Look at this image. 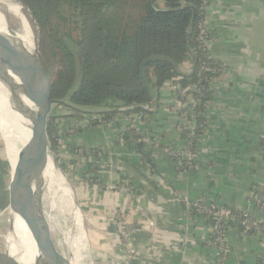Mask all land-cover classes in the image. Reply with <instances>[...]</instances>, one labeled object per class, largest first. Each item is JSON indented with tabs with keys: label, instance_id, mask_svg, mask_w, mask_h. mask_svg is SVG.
I'll return each instance as SVG.
<instances>
[{
	"label": "crops",
	"instance_id": "obj_1",
	"mask_svg": "<svg viewBox=\"0 0 264 264\" xmlns=\"http://www.w3.org/2000/svg\"><path fill=\"white\" fill-rule=\"evenodd\" d=\"M208 21L212 55L226 64L212 88L209 134L200 147V160L215 163L212 174L203 169L179 174L174 161L163 151L156 154L153 145L151 173L150 167L141 163L145 160L135 147V138H117L118 123L91 124L74 138L79 146L101 148L99 158L105 162L94 174L99 177L101 172L100 185L114 182L118 188L129 187L114 193L91 181L77 189L96 230L107 233L102 249L107 258H100L99 264L117 258V264H216L221 249L210 241V221L200 210H190L185 197L190 202L222 200L226 205L245 208L264 223V208L249 196L258 177H264L257 161L264 129V0H216ZM175 103L170 93L161 94L159 110L145 115L139 123L143 137L151 134L152 138L153 133L163 138L165 145L180 144L173 120ZM92 108L94 112L100 110ZM75 118L72 116L71 121ZM143 133L139 134L140 141ZM143 142L146 148L148 142ZM131 151L138 163L129 159L127 152ZM217 164L227 166L230 172L223 174ZM116 205L125 209L133 249L129 258L126 242L123 244L117 235L112 214ZM225 239L231 249L223 264H258L259 258L264 260V231L248 234L232 223L225 228Z\"/></svg>",
	"mask_w": 264,
	"mask_h": 264
},
{
	"label": "trees",
	"instance_id": "obj_2",
	"mask_svg": "<svg viewBox=\"0 0 264 264\" xmlns=\"http://www.w3.org/2000/svg\"><path fill=\"white\" fill-rule=\"evenodd\" d=\"M21 1L29 6L43 34L50 40L53 98L64 101L58 104L59 108L70 110L64 117L96 115L95 124H99L119 112L154 114L159 110L162 88L168 82L186 87L200 80L199 68L206 59L198 30L203 0ZM160 1L164 2L163 6ZM187 62L192 64L190 70L183 68ZM220 73L205 71L204 75L218 77ZM202 81L204 88L195 91L202 100L196 110L197 136L204 132L206 117L202 113L212 99L209 82ZM92 107L100 110L94 112ZM59 116L62 115L52 113L48 121L52 148L57 151L63 142L75 151L80 146L74 138L84 129L74 135L65 134V129L59 131L54 125ZM189 132L183 128L181 138H188ZM130 136L135 138V147L138 149L139 142L145 151L144 155L140 153L152 173L151 152L139 140L138 133L125 137ZM99 152V147L88 151L94 159ZM92 162L94 160L90 162L89 176L98 169L97 162ZM8 195L9 191L0 187L1 209L6 206ZM235 225L245 232L242 223ZM246 231L252 234L256 230L252 227ZM214 236L211 233L210 241ZM258 264H264L262 258L258 259Z\"/></svg>",
	"mask_w": 264,
	"mask_h": 264
},
{
	"label": "water",
	"instance_id": "obj_3",
	"mask_svg": "<svg viewBox=\"0 0 264 264\" xmlns=\"http://www.w3.org/2000/svg\"><path fill=\"white\" fill-rule=\"evenodd\" d=\"M18 1L27 9V13L37 31L38 47L36 57L39 59L35 70H30L25 75L19 76L17 72H15L17 64L12 62L7 55L0 50V79L5 82L10 89V101L15 110L30 120V129L34 138V142L29 148L25 169L23 171L22 185L25 192L24 201L17 207L16 203L18 197L13 195L11 189H9L7 206L9 209H13L14 212L25 221L35 241L38 256L33 264H74V253L70 243L74 234L68 236L67 244L70 252V256L68 257L61 253L56 247L50 215L47 212V199L50 193L51 176L46 177L45 172L50 161L53 162L55 171L64 178L65 182L67 180L59 167L48 134V121L53 106L55 104H62L64 101L53 98L52 81L45 68L40 48L42 28L29 6L21 0ZM19 70L25 71V69L20 68ZM26 102L32 104V107ZM137 145L139 151L144 155L145 151L140 147L139 142ZM76 197L74 191V208L76 211H79L81 216ZM80 219H78V221ZM13 221L14 219H12L11 226L6 236L5 248L0 249V264H24L14 257L9 250L8 238L14 230ZM76 223L77 222H75V225Z\"/></svg>",
	"mask_w": 264,
	"mask_h": 264
},
{
	"label": "built area",
	"instance_id": "obj_4",
	"mask_svg": "<svg viewBox=\"0 0 264 264\" xmlns=\"http://www.w3.org/2000/svg\"><path fill=\"white\" fill-rule=\"evenodd\" d=\"M216 0H203V3L201 5V19L198 22V30H199V40L201 47L205 50L206 52V59L202 61V64L199 68V77L200 80L194 84L187 85L186 87H182L181 84L179 83H174V82H169L168 87L164 88L165 93H170L175 101H176V108L174 111L173 115V120L176 122V127L178 131H181L183 128H187L190 130L189 136L186 139L180 140V144L177 146H172V145H164L163 152L168 155L175 163L176 170L178 171L179 174L185 175L189 172V170H197L200 169V147L201 144L205 141V137L209 134L207 129H209L210 125V118L208 114V109H209V102L206 103V107L204 112L202 113L206 117V126L204 129V132L202 135L197 136L196 135V127H197V107L201 104V99L197 98L195 95V91H201L204 88L203 81L202 79L206 80L209 82V89L212 90L213 85L217 81V77L214 76H206L204 75L205 71H221L224 72L226 70V64L213 57L212 51H211V38H212V33L211 29L209 27V21H208V15H209V10L213 3ZM183 68L185 70H190L192 68V64L190 62H187ZM163 89V88H162ZM58 104H55L52 109V113L55 115L57 112H60L66 109H62L61 111H58ZM61 108V107H60ZM62 114V113H61ZM69 114V113H64ZM72 116H66L64 117L63 114L62 116H59V119H57L54 122V125L60 129H65V134H78L79 129H85L89 125H96L95 122L98 120V117L96 115H89L85 116L82 118H75L74 120L71 121ZM144 115L140 113H124V112H119L117 115H115L114 118L109 119V120H104L98 125H110L113 126L115 123H118L120 125V129H118L117 132V138L120 141H124L125 136L133 135L134 133L142 134L143 132L140 130L139 123L142 121ZM63 118V120H61ZM66 118V119H65ZM64 134V135H65ZM144 133L142 135V141L144 140L145 142L148 141L150 142L149 144L153 143L155 146V149L160 147L161 145V139L155 138V135L152 133V138L151 134H147L146 137H143ZM197 136V137H196ZM130 138H132L130 136ZM151 138V139H150ZM146 139V140H145ZM196 141L194 145V141ZM61 145L63 142H60ZM64 146L58 147L57 152L59 151L60 154H64L66 158L72 160V158L75 159H82L83 157L87 160L92 161L93 155L88 153V149L85 150L83 149L82 146H80L77 150L72 151L69 149L65 144ZM59 154V155H60ZM102 155V150L100 149V152L96 155L97 157H101ZM61 157V156H59ZM264 178V177H263ZM112 183V182H111ZM262 186V185H261ZM112 188H115V183ZM261 188V187H260ZM260 192L264 194V185L260 189ZM126 189V188H125ZM258 198V197H257ZM262 201V206L264 205V196H261ZM199 201H202V203H198ZM185 202L188 205L187 207L191 210L192 207L197 210H200L201 212L206 215L209 222V230L211 233H214V238L212 243L218 245L221 249L220 253H223L224 255H220V258L218 259L216 264H223V259L228 252H230V245L226 242L225 239V228L229 225V222H232L234 224L237 223H242L245 226L246 230L251 229L252 227H255L256 231H264V223H261L260 220H257L253 217L250 212H236L233 211L232 209H208L207 205H205L206 201L203 200H198L196 202H190V200L185 197ZM258 203H260L258 201ZM203 204V206H201ZM221 216H228L229 222L227 224H224L221 222ZM117 223V226L119 228L121 237L124 238V240L128 241V244L125 245L126 251H127V256L132 257V244H131V236L129 233V230L127 229V220L125 213L123 215H120L118 217V220L115 221ZM245 230L244 233H248ZM264 262V260H263Z\"/></svg>",
	"mask_w": 264,
	"mask_h": 264
},
{
	"label": "rangeland",
	"instance_id": "obj_5",
	"mask_svg": "<svg viewBox=\"0 0 264 264\" xmlns=\"http://www.w3.org/2000/svg\"><path fill=\"white\" fill-rule=\"evenodd\" d=\"M160 4L163 6L164 2L160 1ZM4 11H5V14L7 15V18H8L7 20H8L9 26L11 28L16 29L18 27L17 16L14 13L10 12L9 10H4ZM29 19H30V17H29ZM30 23L33 26V29L37 35V31H36L34 25L32 24L31 19H30ZM40 48H41V54L43 57L45 68H46L48 74L50 75L52 65H53V59L51 57L52 47H51L50 40L43 34V32H42ZM168 84H169V82L163 87L162 94L165 93L164 88H167ZM62 109H66L65 112H64V110L61 111V113L63 115H64V113L70 112V110L66 107L60 108V110H62ZM61 113L57 112V114H59V115H62ZM61 120H63V118ZM179 133H180V131H179ZM155 138H158V137L155 136ZM263 138H264V129H263V132L261 134L260 145L262 144L261 141ZM159 139H161V138H159ZM146 142H148V141H146ZM148 143H147L146 150L150 151L151 154H153L151 145H153L156 154H159L163 151L164 145L166 144L165 142H163V138L161 140L160 147H158L157 149H155V146L153 143L152 144H148ZM62 146H64V145L62 144ZM82 147L85 151H86V149H88L85 146H82ZM55 154L57 157L56 158L57 162L59 163V167L61 168L63 175L67 179L66 182L68 183V185L72 189V191L73 192L75 191V193H76V196H77L76 202H77V205L80 207V212L82 215L81 219H80L81 224H82V227H83V229L87 235V242H86L87 244H86V248L84 250V257H83L82 263L83 264H99L100 258L101 259L107 258V255L104 253L105 251L102 250V249H104L103 248L105 245L104 243H106L108 240L107 233L104 230H96V227L90 221V218L88 217V215L85 211L86 208H85L84 204L86 203V201L84 200V198L79 196V191L77 189H78V187H80L82 185V183L84 184V183H88L91 181L97 183L96 185H98V184L100 185L101 182L99 179H100V176L102 174L100 172L99 177H96L95 179L92 177V176H94L95 173L89 176L88 171L90 168V162L91 161L85 159L84 157L82 159L72 158V160L69 161V159L66 158V156L64 154H60L59 151L58 152L55 151ZM128 154H130V155H128ZM127 155L129 157V159H131L132 161H136V163H138V159H136L133 156L132 151L127 152ZM259 155H260V157H259L260 159L257 158V161H258V163H260L262 165L261 174L264 176V146L263 145H261V152ZM59 156H61V157H59ZM93 160H94V162H92V163H95V161H96L97 165H99V167L101 165H103V163L105 162V158L100 159L98 157L97 159L93 158ZM155 160H157V159L154 158V161ZM198 161H200V164H201L200 169H203L202 170L203 172L208 173V174H212L215 163L203 162L202 160H198ZM141 163L146 165V167H148V165L146 164L145 161H141ZM174 166H175V164H174ZM217 167H220L219 169L225 175H227L230 172V170L228 171L227 166L223 167V166L218 165ZM11 171H12V166H11V159H10V137H9L7 130L4 127V124L0 121V187H3V189L6 188L8 191H9V184H10V179H11ZM115 174H114V177L116 176ZM89 177H92V178H89ZM96 179H98V181H96ZM258 179H259V181L257 182V184H255V186L252 188V191L249 192V196L256 203V205H260L262 208H264V205L262 206V201H261V200H263V199H261V196H264V194L261 193L259 190V188L260 187L262 188L264 185V178L258 177ZM108 183H109L108 185H106V184L100 185V186H103V190H107V188H109L112 192L115 193L116 190H119V191L122 190L125 192V190H126L125 188H129L128 186L124 187V185H123L122 187H119L120 188L119 189L118 183L115 185V188H112L114 185V182H112V183L108 182ZM104 186H106V189ZM49 195L50 194H48V199H47V212L49 213L50 219H51L53 238H54L57 249L61 253L65 254L66 256L69 257L70 252H69V248H68V244H67V241H68L67 237H68V235H71V234L76 235L79 232V231H77L78 223H76V225L74 224L77 221H75L76 218L72 212L73 207L68 205V202L66 201L65 195L61 192H58L57 196H56V205H55L56 208L55 207L51 208L50 201L52 200V198ZM51 195H52V192H51ZM203 200L206 201L205 205H207L209 203L208 206H204V207H207L208 209H215V210H217V209H223V210L224 209L225 210L232 209L233 210L234 209L233 211H236V212L246 211L249 213V211L246 210L245 208H235V207L226 205L223 203L222 200H218V199H210V200L203 199ZM258 201L260 203H258ZM198 203H202V201H199ZM201 206H203V204ZM12 210L8 208L7 203H6V206L4 208H2V209L0 208V249H4L5 245H6V236L8 234L9 228L11 226L12 219H14V210L13 211ZM124 210H125L124 208L122 209L121 206L119 207L118 205H116L112 208V214L114 215L115 221L118 220V217H120V215L124 214ZM75 211H76V209H75ZM220 218H221L220 221L223 222L224 224H227L230 221L229 220L230 217H228V216H221ZM13 224H14V230L9 235V238H8L9 250H10L11 254H13V253H15V254L16 253H24L25 252L24 247L27 246L24 232L17 222L13 221ZM230 224H232V222H229V225ZM74 226H76V227H74ZM120 232L121 231H119V228H117V235L119 237V240H122L123 244H124V241L126 242V244H128L129 240L128 241L124 240V238L121 237ZM95 242H97L98 244L99 243H101V244L96 245V244H94ZM117 259H114L115 264H117ZM114 261L111 262V260L109 259L108 264H110V263L114 264ZM118 264H122V263L118 262Z\"/></svg>",
	"mask_w": 264,
	"mask_h": 264
},
{
	"label": "bare ground",
	"instance_id": "obj_6",
	"mask_svg": "<svg viewBox=\"0 0 264 264\" xmlns=\"http://www.w3.org/2000/svg\"><path fill=\"white\" fill-rule=\"evenodd\" d=\"M4 10H9L17 16L18 27L16 29L9 26L8 18ZM37 39V35L30 23L27 9L24 5L18 0H0V50H2L12 62L17 64L15 72H17L19 76L25 75L30 70H35L37 67L39 59L36 57L38 47ZM19 68L25 69V71H20ZM27 104L32 107V104ZM0 121L4 124L10 137V159L12 171L9 189H11L13 195L18 197L16 206L19 207L25 197L22 185L23 171L25 169L27 154L30 146L34 142V138L30 129V120L15 110L10 101V89L1 79ZM53 166V162L50 161L45 172L46 177L51 176L49 196H51L52 200L50 201V205L51 208H56V196L58 192H61L65 195L68 205L73 207L72 209L74 211L72 210V212L79 225H77V231L79 232L76 235H73L70 243L74 253V264H83L87 235L80 220L78 221L82 215L80 216L79 212L75 211L72 189L65 182L64 178L55 171ZM14 221L17 222L23 230L27 246L24 247V253H13L12 255L24 264H33L38 256L35 241L33 240L25 221L15 212Z\"/></svg>",
	"mask_w": 264,
	"mask_h": 264
}]
</instances>
